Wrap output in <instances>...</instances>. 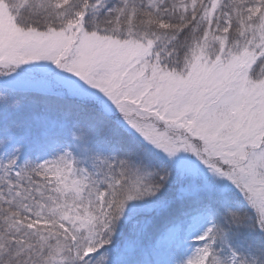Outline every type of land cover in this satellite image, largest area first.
<instances>
[{
    "label": "snow or ice",
    "instance_id": "snow-or-ice-1",
    "mask_svg": "<svg viewBox=\"0 0 264 264\" xmlns=\"http://www.w3.org/2000/svg\"><path fill=\"white\" fill-rule=\"evenodd\" d=\"M0 264H264V0H0Z\"/></svg>",
    "mask_w": 264,
    "mask_h": 264
}]
</instances>
